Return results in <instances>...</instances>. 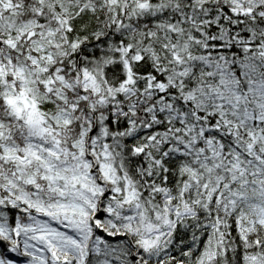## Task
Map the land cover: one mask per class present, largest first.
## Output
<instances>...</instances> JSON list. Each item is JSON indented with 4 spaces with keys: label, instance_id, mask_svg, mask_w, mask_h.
<instances>
[{
    "label": "snow or ice",
    "instance_id": "6c2138e0",
    "mask_svg": "<svg viewBox=\"0 0 264 264\" xmlns=\"http://www.w3.org/2000/svg\"><path fill=\"white\" fill-rule=\"evenodd\" d=\"M0 264H264V0H0Z\"/></svg>",
    "mask_w": 264,
    "mask_h": 264
}]
</instances>
